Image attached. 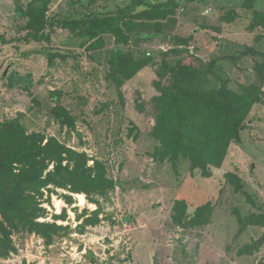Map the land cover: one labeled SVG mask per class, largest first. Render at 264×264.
I'll return each mask as SVG.
<instances>
[{
    "label": "rangeland",
    "instance_id": "obj_1",
    "mask_svg": "<svg viewBox=\"0 0 264 264\" xmlns=\"http://www.w3.org/2000/svg\"><path fill=\"white\" fill-rule=\"evenodd\" d=\"M32 1L0 0V121L17 120L28 133L55 137L86 153L89 166L92 159L100 161L114 187L103 198L93 196L99 206L85 194H46L41 202L46 213L38 221L56 223L58 234L50 245L36 234H13L15 251L0 257V264H264V226L243 221L249 215L264 217V104L254 105L240 139L208 177L183 157L175 165L156 161L152 154L158 143L149 135L152 99L158 95L153 82L163 59L174 64L195 57L214 65L237 93L255 80L251 56L242 55L251 47L264 53V30L250 28L252 12L240 0H176V24L151 32L134 47L135 55L150 63L119 91L107 78L113 37L105 35L104 45L89 53L82 45L86 39L59 28L58 21L78 13L114 15L135 0H48L49 41L25 39L22 10ZM224 16L232 22H223ZM219 84L210 74L209 88ZM57 105L74 118V128L59 124L52 112ZM227 173L241 183H230ZM177 201L186 204L185 220L210 204L209 223L177 225ZM97 210L101 221L81 228Z\"/></svg>",
    "mask_w": 264,
    "mask_h": 264
},
{
    "label": "trees",
    "instance_id": "obj_2",
    "mask_svg": "<svg viewBox=\"0 0 264 264\" xmlns=\"http://www.w3.org/2000/svg\"><path fill=\"white\" fill-rule=\"evenodd\" d=\"M240 1L241 7L252 12L250 28L264 30V10L259 8L264 0ZM47 2L34 0L22 10L27 19L26 40L49 41V34L45 33ZM178 8L176 0L155 4L135 0L114 15L87 17L78 13L75 14L80 15L78 18L59 20L58 26L86 39L82 45L89 53L104 45L105 35L113 37L116 47L108 60L107 78L120 91L126 81L150 63L147 57H137L134 47L146 41L151 32L163 33V29L172 28ZM232 18L224 16L221 20L230 23ZM261 38L263 36L258 40ZM246 54L251 56L256 78L240 93L228 87L221 78L223 73L214 69V65H204L200 59L191 57V61L184 62L182 58L174 64L166 59L161 61L157 80L153 82L158 95L152 99L155 115L149 133L158 143L152 154L156 161H170L175 165L178 158L183 157L189 160L192 169L200 170L205 177L211 175V168L221 167L230 144L240 139L242 126L254 105L264 104V53L251 47L242 53ZM210 74L220 83L218 86L209 88ZM137 108L143 111L141 104H137ZM52 112L60 125L74 128V118L64 107L54 106ZM89 161L86 153L67 147L55 137L28 133L17 120L0 121L1 258H8L15 251L12 244L15 233L36 234L46 245L52 243L61 227L38 221L46 213L41 207L46 194L50 196L57 190L85 194L88 201L99 206L93 196L105 197L114 184L100 161L92 159V166ZM226 178L233 185L241 183L233 173H227ZM64 199L72 203L70 195H65ZM186 211L185 202L177 201L173 215L177 225L183 226ZM211 212V205L205 204L184 222L191 227H202L209 223ZM97 213L98 210L94 211V219L87 218L81 228L96 226L101 221ZM55 218L65 219V216ZM243 221L264 226L263 215H249Z\"/></svg>",
    "mask_w": 264,
    "mask_h": 264
},
{
    "label": "bare ground",
    "instance_id": "obj_3",
    "mask_svg": "<svg viewBox=\"0 0 264 264\" xmlns=\"http://www.w3.org/2000/svg\"><path fill=\"white\" fill-rule=\"evenodd\" d=\"M77 197L79 198V205L80 206H83L85 205V199L82 195H77ZM57 206L59 207L60 206V203H57Z\"/></svg>",
    "mask_w": 264,
    "mask_h": 264
},
{
    "label": "crops",
    "instance_id": "obj_4",
    "mask_svg": "<svg viewBox=\"0 0 264 264\" xmlns=\"http://www.w3.org/2000/svg\"><path fill=\"white\" fill-rule=\"evenodd\" d=\"M256 48V47H255Z\"/></svg>",
    "mask_w": 264,
    "mask_h": 264
}]
</instances>
